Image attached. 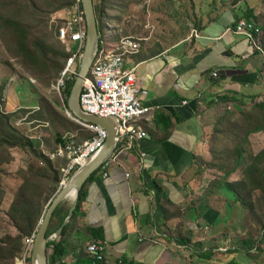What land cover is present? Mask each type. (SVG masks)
I'll use <instances>...</instances> for the list:
<instances>
[{
	"label": "crops",
	"instance_id": "crops-1",
	"mask_svg": "<svg viewBox=\"0 0 264 264\" xmlns=\"http://www.w3.org/2000/svg\"><path fill=\"white\" fill-rule=\"evenodd\" d=\"M147 1L164 6L172 0ZM110 2L103 21L105 49L131 36L123 35L122 9ZM191 3L196 20L191 38L171 45L154 42L147 31L149 42L144 47L140 42V52L127 60L128 68H136L138 86L148 91L140 99L151 111L135 123L148 135L134 148L118 143L111 163L87 184L76 222L84 245L96 239L107 243L106 264H264V250L251 255L252 238L257 241L264 229L257 233L260 226L248 223L249 212L223 189L224 183L239 182L241 173L212 176L200 167L215 156L211 143L217 141L223 108L251 111L253 104H264L263 57L247 39L229 32L251 20L264 48V0ZM175 7L176 2L170 9ZM223 97L235 102L221 104ZM248 137L264 147L262 133ZM15 181L17 190L21 182ZM261 245L264 249V241ZM75 252L70 247L63 260L75 263Z\"/></svg>",
	"mask_w": 264,
	"mask_h": 264
},
{
	"label": "rangeland",
	"instance_id": "rangeland-1",
	"mask_svg": "<svg viewBox=\"0 0 264 264\" xmlns=\"http://www.w3.org/2000/svg\"><path fill=\"white\" fill-rule=\"evenodd\" d=\"M174 2L176 7L170 9ZM69 3L68 0H0V86L4 88L0 111L5 115L13 114V128L34 139L42 152L59 148L60 137L66 143L75 135L73 140L82 144L91 136L86 129L71 121L66 114V103L64 106L51 90L65 61V46L58 40L57 31L73 15L75 4ZM110 3L122 9L118 16L121 17L123 35L128 33L141 42L142 47L149 42L144 41L147 31L154 42L173 45L191 38L192 30L196 28L191 0H172V4L166 3L164 6L162 1L149 3L147 0H111ZM75 46L76 43L70 47L72 52L76 50ZM72 82L67 83L65 96ZM248 117L249 121L246 122ZM259 117L252 110L245 111L234 106L223 108L216 120L217 141L211 143L215 151L211 152L215 156H212L210 163L200 164L202 170H209L212 176L217 174L216 171L231 173L235 168V147L240 144L246 124L254 127ZM262 137L260 145L264 144V132ZM248 138L247 143L242 145L246 161L264 150L256 142L250 143ZM1 141L0 138V162L3 161L0 163V264H15L20 252L15 241L11 243L9 240L22 235L9 217L18 186L15 180H23L29 172L31 180L40 183L41 179L36 178L38 166L27 149H9L2 146ZM55 163L61 168L60 162ZM65 163L63 161L64 166ZM235 171H239L243 177L241 168ZM45 188H42V192ZM253 197L255 212L249 214L248 223L259 225L257 233H260L264 229V201L259 192H254ZM68 200L70 205L74 204V197ZM263 232L258 234L257 241L255 236L252 238L254 243L251 247L255 248L252 256H261L264 250L261 245ZM26 264L31 262L27 260Z\"/></svg>",
	"mask_w": 264,
	"mask_h": 264
},
{
	"label": "built area",
	"instance_id": "built-area-1",
	"mask_svg": "<svg viewBox=\"0 0 264 264\" xmlns=\"http://www.w3.org/2000/svg\"><path fill=\"white\" fill-rule=\"evenodd\" d=\"M229 32L247 39L254 51L264 59V48L260 38L261 30L255 23L240 22ZM195 35L198 37L197 32ZM86 36L85 15L79 6V1H77L73 15L66 19L58 29V38L62 43L69 48L76 43V50L72 52L70 49L71 56L51 86L52 92L58 96L64 106L66 101L64 90L67 83L75 81L78 76ZM140 50V42L132 37L120 39L111 49H105L104 46L98 47L80 96L81 109L85 113L102 118H112L117 122L118 143L125 142L129 148L135 147V141L147 137V132L138 129L135 123L151 111L141 102L140 95H147L148 91L138 86L136 68L127 67L128 58L139 53ZM213 77L217 78V73H214ZM65 109L66 114L73 121L92 130L95 137L82 144L72 141L65 146L61 145L54 151L44 152L54 162L67 161V165L62 168L63 176L60 189L67 185L77 170L104 149L109 137V133L104 127L82 121L71 114L68 108L65 107ZM110 163L109 159L101 168H106ZM35 238L36 232L24 239L23 249L16 258L15 264H26L27 260L31 259ZM106 249L107 243L105 241H92L87 244V251L98 261L105 260Z\"/></svg>",
	"mask_w": 264,
	"mask_h": 264
},
{
	"label": "trees",
	"instance_id": "trees-1",
	"mask_svg": "<svg viewBox=\"0 0 264 264\" xmlns=\"http://www.w3.org/2000/svg\"><path fill=\"white\" fill-rule=\"evenodd\" d=\"M68 1L70 2L68 5H76L77 1H79V6L83 11V7L80 0ZM109 1L111 0H99L98 3L94 1V9L97 19L98 32L100 36L98 45L99 48H101L103 45V33L105 32V24L103 21L105 19L104 17L106 14V10L109 9ZM249 22L253 21L250 20ZM64 46L66 51L64 56L65 61L60 71L58 72L57 78L59 77L60 72L62 71L67 59L71 56L70 48L65 44ZM74 82L75 81H73L70 85V90L66 96V108H68L67 98H69ZM3 92L4 88L0 86V102L2 101ZM228 102H235V99L223 97L220 100L221 104ZM251 110L253 114L260 115L258 119V124L254 127H251L248 123L246 124V130L240 141L241 145L237 144L238 146L235 147V168L231 171L232 173L234 170L241 168V172H243V177L237 183H224L223 189L228 193H232L235 202L244 207L249 212V214H254V192H259L261 199L264 201V150L258 155L251 157L252 159H250L249 161H246L244 151L242 150V145L244 143H247V138L249 135L264 132V104H253ZM13 119H15L13 114L5 115L0 111V138L2 140V146H5L9 149H27L28 152L31 153V156L34 157V159L37 161H35V164H37L38 166V173L35 174L36 178L41 179L40 183H37V180H31V175L29 174L30 172L23 178V180L17 178L21 182V184L14 193V200L9 210V217L12 219L18 230L21 231L22 235L16 238H10L9 242L12 243L15 241V244H17V251L21 252L23 249L24 239L31 236L34 232L37 233L38 228L44 220L46 213L52 204L53 199L56 197L60 190V183L63 176V167L62 165H60L62 168H58L56 166L57 164L52 161L49 157H47L44 152H42V150H40V148L36 146V142L34 141V139H31L21 134L15 128H13L11 123ZM71 121L75 122L73 120ZM245 121H249V117ZM75 123L86 129V131L91 134V136L85 139V141L95 137V133L92 130L84 127L83 125L77 122ZM85 141L82 142L84 143ZM59 142L60 145H66V143H64V139L61 137L59 138ZM213 152H215L214 149ZM65 164L67 165V161ZM100 170L101 168L98 171ZM219 170L221 169L219 168ZM98 171L92 174V176L88 179L82 190L79 192V202L77 203L76 208L74 209L71 221L64 226L60 236L53 238L48 242V264H71L63 260V258L68 254L70 247L76 250L75 253H77V250H79L76 261L73 264H106L105 260L98 261L87 251V244L89 242L84 245L86 239L81 235V232L84 233V231L78 228L76 224L77 218L81 213L82 203L86 198V186L90 181L94 179ZM224 174L227 177L230 173ZM42 188H45L44 192H42ZM44 195H46L45 198H43ZM68 201L69 200L64 201L55 211L54 216L50 221V225L47 230V235H52L65 221L69 209L73 206L70 205ZM255 222L259 223L257 221ZM99 240L101 239H96L92 241ZM29 261L31 262V259H29Z\"/></svg>",
	"mask_w": 264,
	"mask_h": 264
},
{
	"label": "water",
	"instance_id": "water-1",
	"mask_svg": "<svg viewBox=\"0 0 264 264\" xmlns=\"http://www.w3.org/2000/svg\"><path fill=\"white\" fill-rule=\"evenodd\" d=\"M80 1L86 19L87 36L78 76L76 77L73 84L67 104L71 114H73L75 117H78L82 121L90 122L104 127L108 131L109 137L104 149L93 159L89 160L87 164L82 166L77 172H75L67 185L61 188L56 197L53 199L52 204L49 207L46 216L36 233V238L31 254V264H48V242L52 238L60 236L64 226L71 221L74 209L79 202V192L82 190L85 183L92 176V174L98 171L113 156L118 145L116 121H114L112 118H102L99 116L88 115L81 109V92L84 87V81L89 75L96 50L99 47L98 45L100 36L94 9V0ZM73 191H76V196H74V204L69 209L65 221L52 235H47V230L55 211L65 200L71 197Z\"/></svg>",
	"mask_w": 264,
	"mask_h": 264
},
{
	"label": "bare ground",
	"instance_id": "bare-ground-1",
	"mask_svg": "<svg viewBox=\"0 0 264 264\" xmlns=\"http://www.w3.org/2000/svg\"><path fill=\"white\" fill-rule=\"evenodd\" d=\"M72 197L76 196V191H73L71 194Z\"/></svg>",
	"mask_w": 264,
	"mask_h": 264
}]
</instances>
